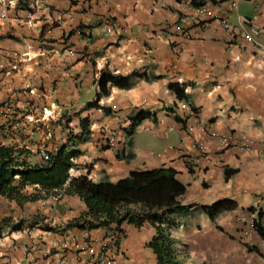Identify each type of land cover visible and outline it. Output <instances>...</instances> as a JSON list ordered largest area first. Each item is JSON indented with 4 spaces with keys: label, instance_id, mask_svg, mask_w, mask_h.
<instances>
[{
    "label": "crops",
    "instance_id": "1",
    "mask_svg": "<svg viewBox=\"0 0 264 264\" xmlns=\"http://www.w3.org/2000/svg\"><path fill=\"white\" fill-rule=\"evenodd\" d=\"M207 1L217 16L198 23L189 0H0L6 13L0 15V143L24 146L26 160L40 162L41 150L67 140L66 122L77 132L78 117L88 116L90 138L79 145L72 175L88 167L92 180L115 181L132 169L170 166L186 185L183 203L229 198L238 204L217 216L222 230L200 210L187 230L179 226L177 240L190 252L186 264H264L243 244L264 255L252 227L259 209L264 226V0ZM106 68L133 84L99 89ZM171 82L184 85L188 98L177 96ZM97 98L109 113L86 106ZM138 109L156 120L145 118L126 135ZM215 132L231 140L222 142ZM108 137L114 143L106 147ZM225 168L236 171L226 179ZM84 210L77 195L21 204L0 196V219L12 218L0 236V264H96L88 247L97 251L112 230L121 234V264H157L146 246L150 224L64 228ZM17 219L20 229L13 230Z\"/></svg>",
    "mask_w": 264,
    "mask_h": 264
},
{
    "label": "trees",
    "instance_id": "2",
    "mask_svg": "<svg viewBox=\"0 0 264 264\" xmlns=\"http://www.w3.org/2000/svg\"><path fill=\"white\" fill-rule=\"evenodd\" d=\"M189 3L197 7L206 5L208 1L189 0ZM132 84L129 76L107 68L103 69L97 78L99 89L111 86L127 88ZM169 87L177 96L188 98L184 85L171 82ZM2 105L9 106V103L3 102ZM86 106L99 108L105 113L110 112L107 106L99 104L98 98L88 101ZM174 117L183 122L179 115ZM145 118L156 120L151 111L136 110L130 117V123L124 127L126 135H132L136 125ZM78 126L79 130L69 131L67 140L56 150L47 151V158L41 156L40 162L27 161L26 154L29 150L24 146L1 142L0 196L21 204L49 195H77L85 203L86 210L68 220L64 228L109 229L111 225L119 227L123 222L132 223L136 227L148 223L154 231L146 246L154 253L157 264H186L190 259L188 244L179 242L174 230L180 225L182 229L187 230L194 210L202 211L222 230V226L216 222L217 216L224 211L238 208L237 202L229 198L216 199L207 204L183 203L181 197L186 191V185L177 177V171L170 166L132 169L115 181L107 177L92 180L88 176V167L86 173L70 174L79 167L77 159L82 154L79 145L90 138L88 116L78 117ZM106 147H109L108 144ZM127 155L130 156L129 153ZM235 171V168H225L224 177L227 179ZM28 186H32L33 191H28ZM249 210L253 211V208ZM262 218L263 211L259 209L253 218L252 227L264 241ZM9 222L6 217L0 219V236L2 229L10 225ZM11 227L20 229V223L11 224ZM42 227L50 231L56 228L48 224ZM243 244L247 251L264 257L257 245L246 242Z\"/></svg>",
    "mask_w": 264,
    "mask_h": 264
},
{
    "label": "built area",
    "instance_id": "3",
    "mask_svg": "<svg viewBox=\"0 0 264 264\" xmlns=\"http://www.w3.org/2000/svg\"><path fill=\"white\" fill-rule=\"evenodd\" d=\"M195 14L194 20L198 23L203 22L205 18H214L216 13L214 10L209 7L208 5H202V6H197L194 8ZM0 15L4 17L6 15L5 11L2 10L0 12ZM220 24L225 27V28H231V24L225 17L220 18ZM105 31L107 33H110L112 31V27L110 25L105 26ZM260 47L264 49V45L259 44ZM13 67L15 68L16 65L14 64ZM215 134L218 136L219 140L222 142H229L231 140V137H225L222 134L216 133ZM106 142L109 146H112L114 143V140L111 139L110 137L106 138ZM249 142H243V146H249ZM40 155L44 158L48 157V152L46 150H41ZM193 158L190 157L189 161H191ZM120 232L118 230H113L110 232L105 233V236L103 239L100 241L99 246L97 248V251L94 247H88V250L91 254L95 255V263L96 264H121L120 263V250H119V239H120Z\"/></svg>",
    "mask_w": 264,
    "mask_h": 264
},
{
    "label": "rangeland",
    "instance_id": "4",
    "mask_svg": "<svg viewBox=\"0 0 264 264\" xmlns=\"http://www.w3.org/2000/svg\"><path fill=\"white\" fill-rule=\"evenodd\" d=\"M66 128H68V130L66 131L67 133L70 131H72L73 132V129L71 130L70 128L72 127L73 128V126H72V124L71 123H67L66 122ZM66 136H67V134H66ZM109 146V145H108ZM73 171V170H72ZM71 171V172H72ZM71 172H70V174H71ZM28 190V189H27ZM28 191H33V188L31 187ZM36 201V200H35ZM27 202V201H26ZM17 203V202H16ZM24 203V202H23ZM19 204V203H18ZM40 217V215L37 213V214H33V215H31L30 216V219H31V221L32 222H34V220L35 219H37V218H39ZM6 218H8V220L10 221V220H12V218L11 217H6ZM193 218V217H192ZM192 220V219H191ZM190 220V221H191ZM19 223H22V220H20V219H17L16 220V222L15 223H13V224H19ZM12 224V225H13ZM28 225H31V223L29 222V223H27ZM249 224H251V223H247V228L246 229H242V231L243 232H245V234H249L250 232H251V229H252V227H250L251 225H249ZM189 226V225H188ZM12 228V227H11ZM19 228V227H18ZM179 228V226L174 230V233L177 231V232H180V229H178ZM182 228V227H181ZM189 228V227H188ZM13 230H18V229H13ZM107 230H110V229H107ZM181 230H183V232H184V229H181ZM113 231V230H112ZM107 233V232H106ZM1 234H2V231H1ZM177 234V233H176ZM240 238H246V237H244L243 235L240 237Z\"/></svg>",
    "mask_w": 264,
    "mask_h": 264
}]
</instances>
